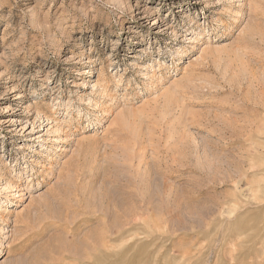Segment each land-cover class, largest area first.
<instances>
[{
	"label": "rangeland",
	"instance_id": "obj_1",
	"mask_svg": "<svg viewBox=\"0 0 264 264\" xmlns=\"http://www.w3.org/2000/svg\"><path fill=\"white\" fill-rule=\"evenodd\" d=\"M0 264H264V0H0Z\"/></svg>",
	"mask_w": 264,
	"mask_h": 264
},
{
	"label": "bare ground",
	"instance_id": "obj_2",
	"mask_svg": "<svg viewBox=\"0 0 264 264\" xmlns=\"http://www.w3.org/2000/svg\"><path fill=\"white\" fill-rule=\"evenodd\" d=\"M124 205V204H123ZM119 210V209H118ZM124 210V209H123ZM131 211V210H130ZM114 212V211H113ZM121 212V211H120ZM124 212V211H123ZM123 212H122V214H123ZM136 212V211H135ZM114 215V214H113ZM121 216H123V215H121ZM130 216V215H129ZM134 217V216H133ZM125 218V217H124ZM129 219V218H128ZM134 219V218H133ZM99 239V238H98ZM96 243H98V242H96ZM100 244H101V242H100ZM86 258V257H85ZM88 259V258H87Z\"/></svg>",
	"mask_w": 264,
	"mask_h": 264
}]
</instances>
